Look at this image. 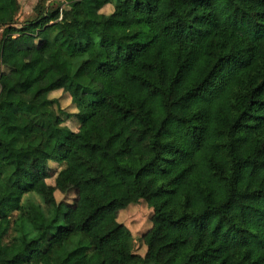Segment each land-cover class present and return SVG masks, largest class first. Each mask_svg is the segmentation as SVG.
Instances as JSON below:
<instances>
[{
	"label": "trees",
	"instance_id": "1",
	"mask_svg": "<svg viewBox=\"0 0 264 264\" xmlns=\"http://www.w3.org/2000/svg\"><path fill=\"white\" fill-rule=\"evenodd\" d=\"M47 1L0 0V264H264V0ZM51 160L72 202L29 197Z\"/></svg>",
	"mask_w": 264,
	"mask_h": 264
},
{
	"label": "rangeland",
	"instance_id": "2",
	"mask_svg": "<svg viewBox=\"0 0 264 264\" xmlns=\"http://www.w3.org/2000/svg\"><path fill=\"white\" fill-rule=\"evenodd\" d=\"M19 1L21 3V9L16 19L17 26H20L26 20L34 17L36 14L34 8L39 0ZM56 1L57 0H48L47 2L56 3ZM79 7L81 10H85V4H80ZM4 22L5 21L3 19H0V38ZM2 54L3 58L10 64L19 65L21 63V61L16 57L15 49L10 42L5 45ZM57 96L60 97L64 107L71 108V96L68 93L61 90L58 92ZM67 123L72 127V129H74L79 142L88 150L90 155L97 157L103 153V146L107 138L106 135L88 133L87 131L83 130V122L81 118H76ZM48 135L56 140H61L63 137L62 133L58 129H50L48 131ZM49 165L55 169L53 175L50 178L38 182L35 186L34 192H32L29 197L43 204V193H46L50 198L57 199L59 201L63 200L72 202L75 197V191L67 187L66 184L62 180L58 179L55 174L61 165L56 160H51ZM27 197L28 195L25 196V200H27ZM152 214L153 210L143 201L121 210L119 214L120 221L128 226L134 236V252L140 255H144L146 252V246L141 240V236L144 235V233H146L152 226Z\"/></svg>",
	"mask_w": 264,
	"mask_h": 264
}]
</instances>
